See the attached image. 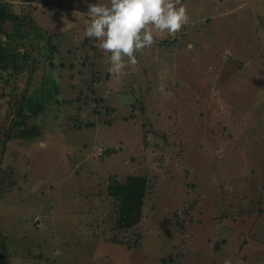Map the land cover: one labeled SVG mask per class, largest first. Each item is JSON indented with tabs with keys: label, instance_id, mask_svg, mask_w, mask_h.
I'll list each match as a JSON object with an SVG mask.
<instances>
[{
	"label": "rangeland",
	"instance_id": "obj_1",
	"mask_svg": "<svg viewBox=\"0 0 264 264\" xmlns=\"http://www.w3.org/2000/svg\"><path fill=\"white\" fill-rule=\"evenodd\" d=\"M98 2L108 0H57L39 7L36 2L30 6L3 0L11 15L28 14L43 29V38L32 43L37 54L46 45L56 47V63L66 66L57 78L59 95L70 96L76 89L74 99L80 88L96 80L93 86L98 85L97 95L104 102L100 99L96 105L88 92L81 95L85 107L84 102L76 103L79 109L68 105L72 116L94 127L46 143L40 140L39 147L32 148L27 171L22 168L23 149L0 147L15 183L10 205L0 207L5 216H0V226L23 244L21 251L42 255L37 264L244 262L246 257L233 249V254L223 252L216 258L212 236L217 227L227 229L234 217L242 216L238 218L252 226L249 232L257 233L252 247L264 240V212L258 221L243 216L250 208L264 209V0H181L189 24L175 37L153 28L155 44L137 56L135 76L125 69L110 72L99 41L84 35L88 5ZM205 18H211L210 23ZM17 24L6 21L4 29L14 31ZM91 47L97 58L83 68L80 63ZM41 72L36 70L32 89L39 88ZM49 108L55 113L48 110L45 130L68 131L60 110ZM11 149L20 154L17 165ZM41 156H47L50 165L35 166ZM25 175L36 187L25 184ZM128 175H145L150 188L138 226L144 240L137 248L109 242L110 216L106 209L99 212L102 201L100 209L96 205L110 179ZM47 179H52L51 190L44 184ZM87 205H96L91 229L82 227L80 218ZM224 214L231 218L223 220L228 224L217 223ZM240 226L244 224H236ZM190 231L195 236L183 238ZM15 259L0 264H26ZM255 261L264 264V252Z\"/></svg>",
	"mask_w": 264,
	"mask_h": 264
},
{
	"label": "trees",
	"instance_id": "obj_2",
	"mask_svg": "<svg viewBox=\"0 0 264 264\" xmlns=\"http://www.w3.org/2000/svg\"><path fill=\"white\" fill-rule=\"evenodd\" d=\"M21 1L25 3V5L29 4L30 6L36 2L38 7L44 4L52 5L54 1L57 2V0H48L47 2L45 0ZM205 19L207 20L206 22L210 23L211 18ZM10 20H15L19 23L15 25L16 29L14 31L4 29V23ZM184 29L185 28H183L182 31ZM43 33V29L39 28L32 19L29 18L28 14L23 15V17L20 18L14 17L5 9L3 0H0V147L2 150H5L7 148L6 145L8 144L12 146L17 145L19 149H23L22 157L25 161L23 164L24 167L22 168L26 171L32 164L31 158L34 156L32 148L36 147V144L37 147H39L38 143H40V140L46 143V140H58L61 134L68 133L75 136L76 133L82 129L94 127L93 123L85 122L84 119L80 117L72 116L67 110L68 105L70 107L75 105V109H79L80 106H76V103L84 102L83 107H85L88 103L86 99L81 97V95L88 92L94 98L92 100L96 105H99V101L101 100V103L104 102V99L97 95L99 92L98 85H95L97 88L93 86V84L97 82L96 80H90V82L87 81L88 84L80 88L78 91L79 93H77L76 98L74 97V99H72V96H74L76 89H72L71 92L73 94L70 96L59 95L60 89L57 86V78H62L66 66L64 67L63 65H58L56 63L55 56L53 55L56 50V47L54 46L46 45L41 48V50L43 49L42 52L37 54V50L34 49L32 43L37 41L38 38H43ZM94 56H97V54L94 53V50L91 47L90 55L87 56L88 58L84 59L85 61L83 60L81 63L79 62L80 65L83 68L87 67L91 62L90 60H95V58H97ZM68 66L71 68L73 65L71 64ZM36 70L42 71L39 75L41 76L40 80L37 79V82L40 83V85L39 88L32 89L34 79L36 80ZM92 71H97L95 66L92 67ZM125 72H127V75L131 74L135 76L133 67L129 70L125 69ZM137 84L139 85L140 83ZM129 91L132 92V89ZM112 92H116V90H113ZM120 92V90L117 91V93ZM139 92H141V90ZM52 97H56V100L53 103L49 102L52 100ZM49 107H55L60 110L59 113L62 114L64 120L69 123L68 131L45 130L48 110L55 113L54 109ZM143 108H140L142 112ZM94 110H97V108H94ZM99 110L109 111L107 107L104 108L101 106ZM56 116L58 117L57 113ZM128 118L132 119L133 117L130 116ZM142 132V140L143 143H145L146 130L144 129ZM43 149L46 150V148ZM10 155L14 159H12L13 164L17 165L19 163L17 161L20 154L15 153V151L11 149ZM46 157L47 156L39 157L35 166L47 163L50 165L48 158ZM11 169L12 167H10L8 163L6 165L3 164V160L0 156V207L4 204L10 205L11 200L8 196H11V193H13L11 187H15V183L12 181V175L7 171ZM25 176V184H32L36 187V184L27 179V175ZM51 180L52 179H47L44 181V184L48 186L49 190L52 188ZM149 189L148 179L145 175H128L123 180H118L117 177H114V179H110V182H108L106 193H103L102 195L101 193L99 194L100 200L97 201V197H95L97 201L96 205L99 209L101 207L99 204L101 201L103 202V207L99 212L106 209L107 214L110 216L108 217L110 222L108 232L110 236L109 242L111 244L124 247L128 246L129 248H137L141 246L142 243L140 241L144 240V235L138 230V226L144 216V206L148 197ZM20 190L21 188L16 189V191ZM94 191L96 192V189H94ZM260 200L261 199L257 201L258 204L260 203ZM95 206H88V208L91 207L92 209L88 210L87 208V211L81 209L87 214L82 213L80 216V218H84V220L81 221L82 227L87 224L86 226L88 228L86 229L92 228L90 221L95 219V214L97 213L93 211ZM190 210H192V208H190ZM263 212L264 209L262 208H259L258 210L250 208L243 216L258 221V219L262 217ZM227 214L219 217L217 223L222 222V224H228L227 221H223L226 219L231 220L230 217L227 218V216H229ZM255 214L257 216L256 218H253ZM0 216L5 218L2 214H0ZM84 216L87 217L85 218ZM238 217L240 218L242 216L234 217L227 229L226 227H217L218 230H216L214 232L215 235L212 236L213 254L216 258H222L223 252L233 254V250H237L236 253H240L241 256L244 255L246 257L244 262L238 260L237 262L239 263L237 264H256L258 262V260L257 262L255 261L256 257L259 253L263 254L264 252V240L259 243L260 245L258 247H252V243L254 242L257 233L253 230L252 232H249V229L252 228L251 224L246 221L244 222V219H239ZM192 221L193 220H190L189 222L190 226H192ZM241 221L244 223H240ZM238 223L239 225L244 224V226L237 228L236 224ZM135 229L137 232H134ZM186 236L191 237L195 235L191 234L190 231V234L184 235L183 238ZM240 238H243V240L237 242ZM210 242L211 237L208 239L207 245H209ZM22 245L23 244L20 243L17 238H12L9 234L5 233L0 226V262L15 257L16 259L20 258V263L23 261L26 264H37V262L42 259L41 254L34 253L31 249H22L21 251L20 249ZM16 259L14 260L15 262ZM45 262L50 263L51 260H46ZM215 264H224V259ZM232 264L234 263L232 262Z\"/></svg>",
	"mask_w": 264,
	"mask_h": 264
},
{
	"label": "clouds",
	"instance_id": "obj_3",
	"mask_svg": "<svg viewBox=\"0 0 264 264\" xmlns=\"http://www.w3.org/2000/svg\"><path fill=\"white\" fill-rule=\"evenodd\" d=\"M87 16L84 35L99 41L110 72L138 63L137 56L155 44L153 28L175 37L190 22L181 0H108L89 4Z\"/></svg>",
	"mask_w": 264,
	"mask_h": 264
}]
</instances>
